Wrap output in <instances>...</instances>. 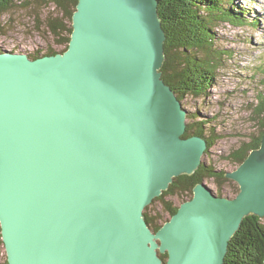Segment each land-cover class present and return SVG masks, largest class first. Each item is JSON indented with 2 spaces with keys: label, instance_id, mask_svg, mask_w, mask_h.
I'll return each mask as SVG.
<instances>
[{
  "label": "water",
  "instance_id": "obj_1",
  "mask_svg": "<svg viewBox=\"0 0 264 264\" xmlns=\"http://www.w3.org/2000/svg\"><path fill=\"white\" fill-rule=\"evenodd\" d=\"M63 52H0V233L7 264H222L244 217H264V132L155 231L144 209L192 174L205 137L164 82L158 0H78ZM167 255L163 260L160 254Z\"/></svg>",
  "mask_w": 264,
  "mask_h": 264
},
{
  "label": "trees",
  "instance_id": "obj_2",
  "mask_svg": "<svg viewBox=\"0 0 264 264\" xmlns=\"http://www.w3.org/2000/svg\"><path fill=\"white\" fill-rule=\"evenodd\" d=\"M77 2L78 0H0V15L18 4L25 8H33L31 16L37 23L35 27L38 31L49 33L56 46H64L60 50L50 44L43 54L39 50L26 52L29 57L35 58L63 52L67 48L72 31V14ZM44 7L47 8L46 11ZM35 8L40 10L34 12ZM158 13L166 34L165 60L161 67L164 82L174 90L180 101L189 95L205 94L209 86L215 83L213 82L214 72L223 65L222 57L227 58L231 54L229 48L218 47L215 34L212 32L213 27L217 25V21L235 25L245 23L242 22L240 14L235 11V3L233 0H158ZM260 72L264 73V64H261L254 74L257 76ZM256 101L250 113L259 124V132L232 149L227 156L238 164L252 149L259 146L264 132V91L257 94ZM187 116L190 117V121L186 122L184 136L205 137L207 149L204 153H207L213 143L211 134L206 135L205 132V125L210 120H199L192 113H187ZM205 178H214L217 183L215 192L220 196L229 197L228 193L222 189L223 181L227 180L224 170H219L202 161L192 174L174 177L168 189L145 207L144 216L147 225L156 231L178 207L175 201L167 197L192 195L193 186ZM237 189L235 188L234 191L237 192ZM222 191L223 194H221ZM185 198L187 197L184 196L183 200ZM156 202L162 206L157 211L153 207ZM0 242H2L1 233ZM160 256L163 260L167 258L166 253ZM222 264H264V217L252 214L244 217L240 228L229 240Z\"/></svg>",
  "mask_w": 264,
  "mask_h": 264
},
{
  "label": "rangeland",
  "instance_id": "obj_3",
  "mask_svg": "<svg viewBox=\"0 0 264 264\" xmlns=\"http://www.w3.org/2000/svg\"><path fill=\"white\" fill-rule=\"evenodd\" d=\"M233 2L235 11L245 23L235 25L217 21L212 29L218 47L229 48L231 54L227 58L222 57L223 65L214 72L215 83L209 86L205 94L189 95L182 100L189 114L192 113L199 120H210L205 125V132L206 135L211 134L213 143L201 160L224 172L232 171L239 165L227 158L231 150L259 132V124L250 112L257 102V94L264 91V73L260 72L257 76L254 74L264 64V0ZM19 5L0 15V51L26 53L39 50L43 54L50 44L60 50L64 48L63 45L56 46L49 33L38 31L35 27L37 23L31 16L33 8ZM44 8L46 11L47 8ZM36 10L40 8H35L34 12ZM188 121L190 117L186 115V122ZM226 178L222 189L229 197H234L239 189L238 184L233 179ZM203 181L216 190L214 178H205ZM235 188H238L237 192L234 191ZM184 196L190 198L191 194ZM183 197L167 198L179 205ZM153 207L156 211L162 208L158 202ZM5 261L6 251L3 242H0V264H5Z\"/></svg>",
  "mask_w": 264,
  "mask_h": 264
},
{
  "label": "bare ground",
  "instance_id": "obj_4",
  "mask_svg": "<svg viewBox=\"0 0 264 264\" xmlns=\"http://www.w3.org/2000/svg\"><path fill=\"white\" fill-rule=\"evenodd\" d=\"M164 60H165V59H164ZM163 63H164V61H163ZM180 103H181L182 108H184V109L186 110V112L189 113L188 110H187V108L182 104V101H180ZM198 136H200V135H198ZM205 139H206V138H205ZM206 142H207V139H206Z\"/></svg>",
  "mask_w": 264,
  "mask_h": 264
}]
</instances>
